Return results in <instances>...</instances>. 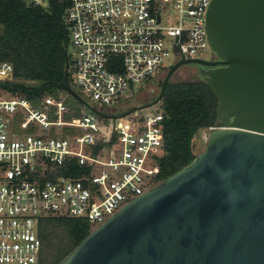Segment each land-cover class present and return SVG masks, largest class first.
Returning <instances> with one entry per match:
<instances>
[{
    "label": "built area",
    "instance_id": "1",
    "mask_svg": "<svg viewBox=\"0 0 264 264\" xmlns=\"http://www.w3.org/2000/svg\"><path fill=\"white\" fill-rule=\"evenodd\" d=\"M61 1L73 84L99 112L142 89L138 83L152 79L171 55L176 61L210 49L212 0ZM167 1L176 23L165 18ZM13 72L11 62L0 61V83L14 80ZM159 103L156 111L113 123L64 97L34 104L0 91V264H39L42 217L83 218L93 230L159 182L166 116Z\"/></svg>",
    "mask_w": 264,
    "mask_h": 264
},
{
    "label": "water",
    "instance_id": "2",
    "mask_svg": "<svg viewBox=\"0 0 264 264\" xmlns=\"http://www.w3.org/2000/svg\"><path fill=\"white\" fill-rule=\"evenodd\" d=\"M206 34L211 58L171 63L147 103L109 115L70 88L114 123L162 101L180 65L199 64L218 98L219 125L190 163L125 204L58 264H264V0H212Z\"/></svg>",
    "mask_w": 264,
    "mask_h": 264
},
{
    "label": "trees",
    "instance_id": "3",
    "mask_svg": "<svg viewBox=\"0 0 264 264\" xmlns=\"http://www.w3.org/2000/svg\"><path fill=\"white\" fill-rule=\"evenodd\" d=\"M65 8L66 2L61 0H49L47 6L0 0V61H9L14 68V80L1 82L0 91L25 96L34 104L59 91H76ZM162 102L165 146L159 182L194 159L195 133L202 127L215 126L218 120V98L205 80L169 81ZM91 231L83 218L42 217L39 264H58Z\"/></svg>",
    "mask_w": 264,
    "mask_h": 264
},
{
    "label": "rangeland",
    "instance_id": "4",
    "mask_svg": "<svg viewBox=\"0 0 264 264\" xmlns=\"http://www.w3.org/2000/svg\"><path fill=\"white\" fill-rule=\"evenodd\" d=\"M165 9L167 10V16L165 17L168 19L171 23H176L178 21V14L174 11V8L172 6V2L167 1L165 3ZM70 51V48H69ZM195 56L202 57V58H211L212 56V51L209 49V47L206 50H202L198 54H195ZM175 62V56L171 55L166 59L164 64L162 65L160 71L155 73L150 80H143L142 82L138 83L141 88L137 89H131L130 90V96L123 100L122 102L114 105L112 108H108L107 106H99L102 109V113L108 114V113H113V114H118L121 113L135 105H140L147 103L154 99L159 91H160V82L164 78V75L167 71L168 66ZM200 67L201 65L199 64H188V65H183L179 67L171 76L170 80L171 82H182V81H192V80H204L203 76L200 74ZM195 74H199V77H195ZM76 91H78L82 98H85L86 101H88V97L84 92H82L81 88L78 85H74ZM5 94H9L6 91H4ZM54 98H62L64 97L67 102L70 101L71 106L76 108L77 110H81L82 103L74 97L71 93H67L65 91H59L56 96H53ZM162 105L161 103H157L156 105H153L148 108L141 109L137 111V114H142L148 110L151 111H156L159 108H161ZM135 113V112H134ZM132 113V114H134ZM131 115V114H130ZM129 116V115H128ZM105 122H111L110 119L104 118ZM219 119L217 120L218 123ZM210 131L208 127H202L200 128L194 135L193 141H194V148L193 151L195 154L199 153L201 150H203L206 146V141H205V134Z\"/></svg>",
    "mask_w": 264,
    "mask_h": 264
},
{
    "label": "flooded vegetation",
    "instance_id": "5",
    "mask_svg": "<svg viewBox=\"0 0 264 264\" xmlns=\"http://www.w3.org/2000/svg\"><path fill=\"white\" fill-rule=\"evenodd\" d=\"M183 65H188V64H182V65H180L179 67H181V66H183ZM179 67H178V68H179ZM178 68H176V70H177ZM176 70H175V71H176ZM175 71H174V72H175ZM174 72H173V73H174ZM166 73H167V71H166ZM166 73H165V74H166ZM164 76H165V75H164ZM195 77H199V74H195ZM108 114H109V115H112L113 113H108ZM218 125H219V121H218V123H217L215 126H218Z\"/></svg>",
    "mask_w": 264,
    "mask_h": 264
}]
</instances>
